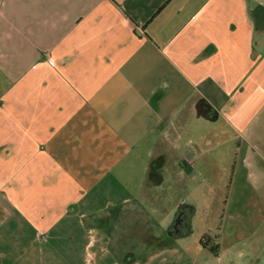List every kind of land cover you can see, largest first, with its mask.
Masks as SVG:
<instances>
[{
  "label": "crops",
  "instance_id": "obj_1",
  "mask_svg": "<svg viewBox=\"0 0 264 264\" xmlns=\"http://www.w3.org/2000/svg\"><path fill=\"white\" fill-rule=\"evenodd\" d=\"M259 3L0 0V264L189 260L160 184L264 179Z\"/></svg>",
  "mask_w": 264,
  "mask_h": 264
},
{
  "label": "rangeland",
  "instance_id": "obj_2",
  "mask_svg": "<svg viewBox=\"0 0 264 264\" xmlns=\"http://www.w3.org/2000/svg\"><path fill=\"white\" fill-rule=\"evenodd\" d=\"M259 4L264 13V0ZM233 167L236 168V163L231 164L230 173L220 172L214 180L199 181L194 186L189 180L176 184L165 179L157 188L167 193V196L160 197L159 204H155L160 210L166 204L167 208L177 207L182 215L187 214L185 227L190 232L189 240L183 246L189 260L185 264H264V179H240L233 174ZM152 172L159 174L155 169ZM181 200L183 207L177 206ZM175 215L166 220L160 214V221L165 223L166 229L173 227ZM229 224L235 227L232 233H228ZM206 233L208 235L204 237ZM202 237H211L212 243L215 240L222 243L224 239L225 247H230L227 254L219 251L216 245L212 247L211 241L209 245L201 244ZM233 238L245 243L231 246ZM218 253L222 254L221 258Z\"/></svg>",
  "mask_w": 264,
  "mask_h": 264
}]
</instances>
